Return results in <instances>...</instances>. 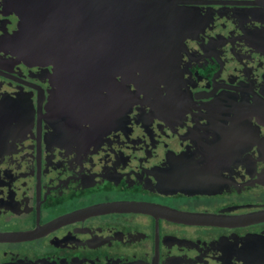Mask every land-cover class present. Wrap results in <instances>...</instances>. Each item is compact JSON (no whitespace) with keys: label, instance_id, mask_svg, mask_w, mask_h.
Here are the masks:
<instances>
[{"label":"flooded vegetation","instance_id":"obj_1","mask_svg":"<svg viewBox=\"0 0 264 264\" xmlns=\"http://www.w3.org/2000/svg\"><path fill=\"white\" fill-rule=\"evenodd\" d=\"M107 19L0 0V264H264V0H119L91 56Z\"/></svg>","mask_w":264,"mask_h":264},{"label":"water","instance_id":"obj_2","mask_svg":"<svg viewBox=\"0 0 264 264\" xmlns=\"http://www.w3.org/2000/svg\"><path fill=\"white\" fill-rule=\"evenodd\" d=\"M101 1V7L107 12V21H91L88 25L90 29H86V32H90L89 38L81 39V42H86V46L91 47V56L98 50V48H118L119 47V0H99ZM23 31V26L18 24V29L16 32L15 40L20 42V35ZM84 31V29H82ZM108 33L107 36H100L99 33ZM52 42V40H49ZM90 44V45H89ZM83 47V46H82ZM18 48H20L18 46ZM18 53H20L18 51ZM116 55V53H115ZM115 55L113 57L115 58ZM83 56V55H82ZM115 62V60H114ZM135 71L128 70H108L107 71V84L113 85L115 78L118 74L122 75V81L125 83H131L134 78ZM73 73L72 71L70 72ZM84 73V72H83ZM86 73L92 74V72L87 71ZM85 73V74H86ZM93 73H99V71H93Z\"/></svg>","mask_w":264,"mask_h":264}]
</instances>
